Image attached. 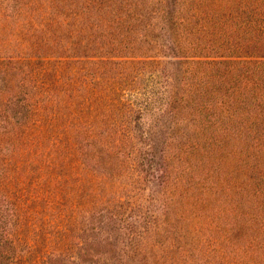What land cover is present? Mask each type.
I'll return each mask as SVG.
<instances>
[{
    "label": "rangeland",
    "instance_id": "obj_1",
    "mask_svg": "<svg viewBox=\"0 0 264 264\" xmlns=\"http://www.w3.org/2000/svg\"><path fill=\"white\" fill-rule=\"evenodd\" d=\"M174 5V0H161L159 6L166 10ZM6 7L5 16L0 15V264H264L263 86L224 74L209 85L217 93L214 101L203 99L217 105L201 115L197 106L173 115L170 95L188 86L191 93L199 85L206 89L207 84L201 67L183 64L205 59L177 54L168 34L159 38L162 53L146 72L140 65L130 66L127 77L128 65L112 73L95 58L30 63L17 55L25 44L19 47L21 19H10L14 5ZM255 60L262 59H240ZM244 85L248 90L241 92ZM239 92L249 95L250 107L242 102L220 105L230 95L235 101ZM61 93L68 105L60 97L66 108L57 115L64 116L53 120L49 107ZM131 97L141 110L134 106V122L125 114ZM144 101L149 103L143 109ZM77 130L84 132L88 153L80 165L84 190L76 195L66 188L60 207L37 204L49 134L66 131L73 137ZM129 132L132 141L126 139ZM112 147L118 160L110 161L104 153L94 163L103 148ZM62 173L59 169L56 176ZM241 215L257 218L250 234L243 232L248 221ZM229 224L242 231L226 246L216 230ZM58 226L76 228V242L88 239L90 247L67 248ZM44 235L48 240L42 244ZM251 238L257 247L244 253ZM213 239L224 242V255L211 245Z\"/></svg>",
    "mask_w": 264,
    "mask_h": 264
},
{
    "label": "trees",
    "instance_id": "obj_2",
    "mask_svg": "<svg viewBox=\"0 0 264 264\" xmlns=\"http://www.w3.org/2000/svg\"><path fill=\"white\" fill-rule=\"evenodd\" d=\"M174 3H177V7L174 5L173 8L163 10L159 6L161 0H0V15L5 16L6 6L14 5L8 15L10 19L15 16H18L16 19H21L19 47L25 42L22 51L17 55L29 59L30 63H33L30 59H35L41 64L45 61L43 58H95L98 60L97 64L108 67H104V70L108 69L112 73L121 65H128L126 77L132 69L130 66L140 65L144 67V73L146 72L145 67L150 66L151 60L162 53V45L157 44L159 38L168 34L171 49L177 54L185 58L205 59L183 64L194 65L193 70H199L201 67L199 72L203 76V83L207 84L206 89L204 85H199L200 90L191 93L192 88L188 86L181 94L177 90L173 97L170 95L174 107L173 115L196 106L201 115L202 112L212 109L211 106L217 105L214 102L204 103L203 99L207 97L209 101L213 98L214 101L217 93L209 85L219 78L224 79V74L231 73L235 78L246 80L247 84L250 82L253 87H264V55H262L264 53H260L264 50V0H174ZM158 24H162L160 32L164 31V34L154 33ZM253 57L262 60L240 61ZM210 58L223 60L219 62L206 60ZM121 59L129 60L121 61ZM216 66H220L221 70H214L213 67ZM238 66L241 68L237 69ZM244 68L245 70H242ZM133 78L135 79V76ZM247 90V85H244L241 92ZM208 91H210L209 95H207ZM241 92L237 93L235 101L230 95L229 101L221 102L220 105L230 107V105L238 106L240 102L246 104L249 95H242ZM60 97L66 100L65 93L57 94L56 102L52 100L53 103L49 107L53 110V120L64 116L57 115L61 109L66 108L61 105ZM132 98L128 99L129 108L125 113L130 121H133L130 114L133 113L134 106L137 112L141 111L140 103ZM261 101L264 103V99ZM67 102L66 100L65 105H68ZM144 102L141 103L143 109L149 103ZM250 106L249 104L248 107ZM42 108L45 110L48 105H43ZM26 110L30 111L28 105ZM64 132L66 131L49 134L50 147L42 161L41 172L44 175L39 181L37 204L46 203L48 206L60 207L63 204L59 196L61 197V193L66 188H68L67 192H74L76 195L84 190L83 168L81 167L80 170V165L84 164L83 157L88 155L84 149V132L77 130L73 137H69ZM128 134L126 139L132 141L133 133ZM43 140L44 136L37 141L36 145L39 149ZM115 147L109 150L103 148V153H98L94 163L96 164V159L101 160L100 156L104 153L110 161L118 160V151ZM62 153L65 155L59 160ZM59 169H63V173L56 176ZM70 185H74V188ZM46 188L51 189L52 192H48ZM241 218L248 221L246 231L243 232L250 234L257 223L255 221L257 218L254 215H241ZM45 222L46 218H41V223L45 224ZM59 228L62 229L59 236L65 240L67 248H72L73 245L80 251L86 249L85 246L90 247L87 243L90 241L88 239L76 242L78 236L74 239L72 234L76 228L65 230L62 226H58L57 230ZM79 230L80 228L77 229ZM239 230L237 226L229 224L216 231L221 234L220 238L224 236L228 246L234 238L239 237ZM41 237V242L44 244L48 237L46 235ZM106 240L107 245H110L108 238ZM255 240L256 238H251L247 241L244 253L256 249ZM217 241L219 240L213 239L210 242L214 244L211 245L220 247L218 249L222 250L221 255H224L226 251L223 250L224 242ZM262 249L264 252V244ZM184 250L185 247L180 248V251ZM61 254L52 253L51 256ZM47 255L45 263L50 257V254ZM235 264L243 263L238 261Z\"/></svg>",
    "mask_w": 264,
    "mask_h": 264
}]
</instances>
